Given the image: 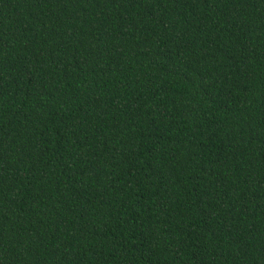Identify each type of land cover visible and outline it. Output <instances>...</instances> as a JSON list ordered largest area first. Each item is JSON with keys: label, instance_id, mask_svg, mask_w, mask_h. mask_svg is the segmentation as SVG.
<instances>
[{"label": "trees", "instance_id": "trees-1", "mask_svg": "<svg viewBox=\"0 0 264 264\" xmlns=\"http://www.w3.org/2000/svg\"><path fill=\"white\" fill-rule=\"evenodd\" d=\"M0 264H264V0H0Z\"/></svg>", "mask_w": 264, "mask_h": 264}]
</instances>
